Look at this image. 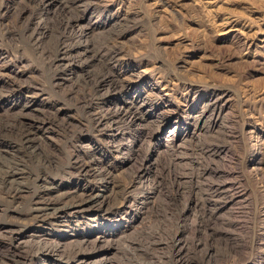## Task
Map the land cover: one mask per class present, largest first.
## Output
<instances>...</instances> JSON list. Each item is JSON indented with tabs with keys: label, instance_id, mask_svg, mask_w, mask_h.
Returning <instances> with one entry per match:
<instances>
[{
	"label": "rangeland",
	"instance_id": "obj_1",
	"mask_svg": "<svg viewBox=\"0 0 264 264\" xmlns=\"http://www.w3.org/2000/svg\"><path fill=\"white\" fill-rule=\"evenodd\" d=\"M102 258L264 264V0H0V264Z\"/></svg>",
	"mask_w": 264,
	"mask_h": 264
},
{
	"label": "bare ground",
	"instance_id": "obj_2",
	"mask_svg": "<svg viewBox=\"0 0 264 264\" xmlns=\"http://www.w3.org/2000/svg\"><path fill=\"white\" fill-rule=\"evenodd\" d=\"M88 198L84 201H81L80 203H77L75 205H68V206H72L71 208H67L68 206H61V207H55L56 204H59V203H56L58 202L59 200L57 201H53L52 202L50 201V199L48 200H45L40 202L38 204V206H36L34 208V211H35V218H44L46 216H49V215H57V217L59 215H63V214H66L67 212L69 213H72L73 209L74 210H79L80 207H82L83 204H86L84 206H87V205H101L100 203H104L103 201H105L102 197L98 196V195H93V196H87ZM63 198V197H62ZM66 199V198H65ZM51 217V216H50ZM48 218V217H47ZM33 238V237H32ZM20 239V237H19ZM40 240V239H39ZM19 242V241H18ZM20 243V242H19ZM41 243V242H40ZM39 243V244H40ZM86 244V242H81L78 246V250L76 252V254H78L79 250L82 249V247ZM59 247H63L59 244ZM57 249L56 247H54L53 245H50V244H44L42 245L41 243V246H38L37 247V250L34 254L35 258L41 262V263H46L47 260L51 257V255L56 252ZM80 260L83 262V257H79ZM94 264H103V258L102 260H99L98 262H95Z\"/></svg>",
	"mask_w": 264,
	"mask_h": 264
}]
</instances>
